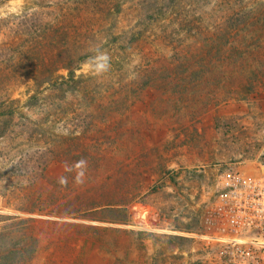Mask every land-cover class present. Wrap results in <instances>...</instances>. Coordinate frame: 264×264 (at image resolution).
I'll return each mask as SVG.
<instances>
[{"label": "rangeland", "instance_id": "obj_1", "mask_svg": "<svg viewBox=\"0 0 264 264\" xmlns=\"http://www.w3.org/2000/svg\"><path fill=\"white\" fill-rule=\"evenodd\" d=\"M88 1L0 0V264H214L197 233L219 176L264 174V0H190L188 26L167 40L149 27L134 46L130 31L93 44ZM150 1L127 0L110 31ZM90 43L110 70L88 58L73 88L52 83L69 74L62 46ZM87 106L99 116L83 156ZM86 197L105 209L76 212Z\"/></svg>", "mask_w": 264, "mask_h": 264}, {"label": "trees", "instance_id": "obj_2", "mask_svg": "<svg viewBox=\"0 0 264 264\" xmlns=\"http://www.w3.org/2000/svg\"><path fill=\"white\" fill-rule=\"evenodd\" d=\"M91 1V0H90ZM90 1H88L89 7ZM190 0H151L149 3V6L146 9V6H143L142 9H138V17L135 21H132L131 26L129 30L123 32V31H110L112 30L116 25L119 23V17L125 12L127 9V0H92L93 5L91 6V17L89 18L91 36L92 39L95 38V42L93 44H96L100 38H106L105 36L107 34L111 35L112 38L115 40V42H120L121 39L128 36L127 32L130 31L131 38L129 40V43L134 46L139 44V42L144 38V33L147 31V28L152 26H160L163 25V32L164 37L167 38L171 37L174 33H177L180 31L179 29H182L183 26H188L191 22V20H187L188 18L182 11V7ZM83 4H80V6ZM79 6V10H81ZM242 14V11L239 16H236L233 13L232 19L235 17H240ZM110 21V25L107 26L106 23ZM141 21L143 23L142 25H138L141 27H137V23ZM140 23V22H139ZM226 25L232 26V20H229ZM226 27V31L224 32V38L225 42H227L228 36H230V27ZM108 29L107 31H104L102 29ZM107 32V33H103ZM74 32L71 30L65 31L64 33L60 34V42L68 41L71 37L74 36ZM55 37H59V35H55ZM93 44L90 43V45H83L79 47H67L65 44L62 46V49L59 52V61L60 59L63 61V65H60V69H67L69 74L68 75H61L60 78L54 80L53 82H56V85L59 86L61 89L70 90L73 88L71 85L73 81L78 82L79 78L76 77V71L79 66H81L84 61L88 60L90 58V55L92 54L93 50ZM194 45H199L198 41L196 40V43ZM90 46V47H89ZM210 53L213 52L212 50L209 51ZM178 57H180V53H175ZM47 68L50 67V64L48 63L46 65ZM261 66H253L250 68V75H248V82L247 86L255 87L256 84H258V79L260 78V74L258 70H260ZM243 74H245L246 71H241ZM180 73V71H179ZM153 73H150V75H147L145 77V80L152 79L151 76ZM161 74H164L163 72ZM166 75V74H164ZM163 75V76H164ZM59 77V76H58ZM51 80V78H50ZM49 82V81H48ZM51 83V84H52ZM67 86L68 87L67 89ZM48 89H53L49 87ZM74 90V89H73ZM241 97H247L246 95ZM88 107V108H87ZM85 108H81L79 112L76 115V118L79 119L80 115H86L85 118H80V125L82 128L80 131H78L77 139H80L82 141L81 146V152H83V156L87 154V152L90 151V148L92 146L90 143H87L88 136L90 135V132L94 131L97 127V123L94 122V120H97V117L99 115H96L93 113L91 108L87 106ZM82 124V125H81ZM84 130V131H82ZM82 134V135H81ZM79 147V148H80ZM89 154V153H88ZM99 199H96L95 197H86L85 199H82L76 203V212H92L97 213L99 211H103L105 207H102L101 204H103L102 201L97 202Z\"/></svg>", "mask_w": 264, "mask_h": 264}, {"label": "built area", "instance_id": "obj_3", "mask_svg": "<svg viewBox=\"0 0 264 264\" xmlns=\"http://www.w3.org/2000/svg\"><path fill=\"white\" fill-rule=\"evenodd\" d=\"M197 238L214 264H264V174L222 172Z\"/></svg>", "mask_w": 264, "mask_h": 264}, {"label": "clouds", "instance_id": "obj_4", "mask_svg": "<svg viewBox=\"0 0 264 264\" xmlns=\"http://www.w3.org/2000/svg\"><path fill=\"white\" fill-rule=\"evenodd\" d=\"M88 64L90 66V69L97 75V76H101L105 73H107L110 68H111V57L109 56V54L102 50L97 48L94 52V55H92L89 60H88ZM86 164L85 160H80L78 162V166H84ZM83 173H80V176H82ZM79 179V177H78ZM66 178L65 177H61L60 178V183L61 184H65Z\"/></svg>", "mask_w": 264, "mask_h": 264}]
</instances>
